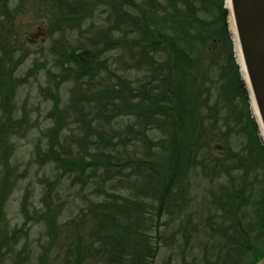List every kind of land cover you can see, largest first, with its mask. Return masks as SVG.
<instances>
[{"label":"trees","instance_id":"obj_1","mask_svg":"<svg viewBox=\"0 0 264 264\" xmlns=\"http://www.w3.org/2000/svg\"><path fill=\"white\" fill-rule=\"evenodd\" d=\"M43 4L47 34L64 49L60 71L50 72L53 81L45 89L53 100L50 127L36 149L55 177L44 208L35 210L50 239L37 264L59 243L63 264H158L163 253L161 264L260 261L264 141L251 108L244 111L250 98L225 0ZM99 8L108 23L88 39L91 50L83 45V27L89 19L94 24ZM77 32L81 40L73 41ZM122 47L140 76L135 81L104 56ZM14 48L7 39L0 43V264H32L28 242L21 244L29 233L11 225L6 209L19 181L12 163L16 143L32 128L26 109L18 113L17 95L40 65L20 76L25 57ZM69 82L70 99L61 107V86ZM118 117L136 119L126 126L132 134L123 135ZM74 124L81 136L66 135ZM130 135L135 140L127 143ZM68 177L83 186L101 179L103 197L89 199L78 219L61 223L63 209L53 194ZM122 185L126 192L118 189ZM29 200L27 192L19 208L24 223Z\"/></svg>","mask_w":264,"mask_h":264},{"label":"rangeland","instance_id":"obj_2","mask_svg":"<svg viewBox=\"0 0 264 264\" xmlns=\"http://www.w3.org/2000/svg\"><path fill=\"white\" fill-rule=\"evenodd\" d=\"M3 1L5 2V0ZM3 1L1 2L0 0V18H7V15L10 16V19L0 22V43L7 39L8 42H12L18 48V55L25 57L18 70L20 76L26 74L36 63L40 65L37 74L30 77L29 81L20 87L17 95L18 113L21 115L22 108L26 109L32 128L25 137L18 139L16 143L12 163L15 166V174L19 181L14 187L6 209L7 219L11 222V225L23 226L29 233V237L27 239L24 238L21 244L28 242L29 249L35 256L32 264H37L39 256L44 253L45 249L49 248L50 239L44 223L37 221L35 210L44 208L42 198H44L46 193L47 184L49 182L53 183L55 177L52 176L49 165H45L42 163V159H38L36 149L41 144V140H44V134L50 127L48 114L53 106V100L45 89L53 81L51 77L53 75H50V72L60 71L58 59L64 48L56 47L54 39L47 34L48 14L44 13L43 7L46 5L43 4V0H12L8 4H4ZM6 8L8 9L6 10ZM101 13L102 9L99 8L94 24L91 22L92 19H89L83 27V32H85L83 35L84 40H82L85 41L83 45L91 50H94V46L88 39H94L103 30L102 27H106L108 23L106 15L103 13L101 15ZM1 24H4L3 28ZM75 40H81L79 32L74 34L73 41ZM17 48H14L15 52H17ZM104 56L108 58L112 69L116 70L118 74L126 75L134 81L137 77L140 78L125 47L113 49ZM58 76L59 74L54 73V77ZM72 86L73 84L70 82L62 84L60 93L61 107H64L69 102L70 88ZM249 109L250 107L246 106L244 111L247 113ZM116 122L121 126L123 135L132 134L127 129V125H136V119L132 117H118ZM71 127L70 130L66 131L67 136L72 135V131L81 136L80 134L83 131L77 132V129L80 128L79 125L74 124ZM133 139L130 135L127 143L129 140L132 142ZM137 141V152L140 155L143 151V144L139 140ZM129 147H133V144L129 143ZM72 180L69 177L64 179L63 186H59L53 194L55 205H61L63 209L60 217L61 223H64L68 218L78 219L89 199L94 200L103 197L102 191L104 189L102 187H99L100 189L97 188L98 184H102L101 179H92L88 186H83L81 182L73 183ZM122 186L118 189L126 192V186ZM27 192L30 195L28 203L30 217L24 223L25 219L20 214L19 208L21 200ZM163 222L165 221L163 220ZM59 246H61V243L46 253L44 264H63ZM163 255L164 253L160 256L158 264H161Z\"/></svg>","mask_w":264,"mask_h":264},{"label":"water","instance_id":"obj_3","mask_svg":"<svg viewBox=\"0 0 264 264\" xmlns=\"http://www.w3.org/2000/svg\"><path fill=\"white\" fill-rule=\"evenodd\" d=\"M225 1L234 27V32L230 28L232 42L238 44L240 51L237 65L240 72L244 69L243 80L256 108V121L264 141V0ZM256 264H264V257Z\"/></svg>","mask_w":264,"mask_h":264},{"label":"bare ground","instance_id":"obj_4","mask_svg":"<svg viewBox=\"0 0 264 264\" xmlns=\"http://www.w3.org/2000/svg\"><path fill=\"white\" fill-rule=\"evenodd\" d=\"M228 2V1H227ZM228 23H229V29L231 28V30H233V32H234V27H233V22H232V19H231V17H230V14H229V16H228ZM235 38V37H234ZM234 51H235V57H236V61L237 60H240V51H239V46H238V44L235 42V45H234ZM241 75H242V78L243 79H245L246 80V76H245V73H244V69L242 70L241 69ZM250 101H251V104L253 103V101L250 99ZM250 104V108H251V110H252V112H253V114L255 115V117H256V120L258 119L257 118V113H256V108H255V106H254V103L251 105ZM260 128V127H259Z\"/></svg>","mask_w":264,"mask_h":264}]
</instances>
